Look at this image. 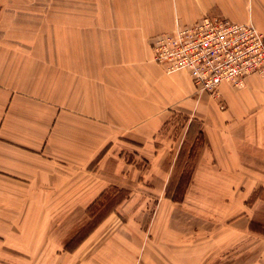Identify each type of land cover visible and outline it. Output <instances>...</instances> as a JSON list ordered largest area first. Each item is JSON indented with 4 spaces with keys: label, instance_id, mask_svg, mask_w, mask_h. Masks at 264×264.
<instances>
[{
    "label": "crops",
    "instance_id": "crops-1",
    "mask_svg": "<svg viewBox=\"0 0 264 264\" xmlns=\"http://www.w3.org/2000/svg\"><path fill=\"white\" fill-rule=\"evenodd\" d=\"M154 2L76 14L53 44L49 73L0 60V264H187L184 224L182 234L156 235L165 223L154 220L146 236L133 219L107 231L108 219L73 250L62 245L97 196L137 178L126 151H140L153 168L164 161L158 135L175 112L199 121L201 162L228 176L264 163V75L223 83L214 97L196 89L188 70L166 72L153 51L159 35L204 18L264 33V0ZM172 200L159 204L164 219L182 205Z\"/></svg>",
    "mask_w": 264,
    "mask_h": 264
},
{
    "label": "rangeland",
    "instance_id": "rangeland-1",
    "mask_svg": "<svg viewBox=\"0 0 264 264\" xmlns=\"http://www.w3.org/2000/svg\"><path fill=\"white\" fill-rule=\"evenodd\" d=\"M154 4V0H0V60L10 59L11 68H25L28 75L49 73L56 58L53 44L57 37H65L62 33L79 12L149 10ZM199 129L192 115L175 112L158 135V145L167 155L154 168L140 151H126L125 160L138 172L137 178L109 186L104 191L107 198L99 203L102 194L97 196L85 220L70 230L64 249L76 248L108 219L107 231L114 230V223L133 219L146 236L153 234L157 220L165 224L155 227L156 235L182 234L185 225L187 264H264V163L241 164L230 176L220 172L216 164L199 160L204 141ZM195 166L199 175L189 184ZM170 197L179 198L182 205L170 207L164 219L159 204L170 203Z\"/></svg>",
    "mask_w": 264,
    "mask_h": 264
},
{
    "label": "built area",
    "instance_id": "built-area-1",
    "mask_svg": "<svg viewBox=\"0 0 264 264\" xmlns=\"http://www.w3.org/2000/svg\"><path fill=\"white\" fill-rule=\"evenodd\" d=\"M153 51L166 72L188 70L198 90L214 97L223 83L238 87L251 74L264 75V33L252 23L204 18L159 35Z\"/></svg>",
    "mask_w": 264,
    "mask_h": 264
},
{
    "label": "trees",
    "instance_id": "trees-1",
    "mask_svg": "<svg viewBox=\"0 0 264 264\" xmlns=\"http://www.w3.org/2000/svg\"><path fill=\"white\" fill-rule=\"evenodd\" d=\"M107 194H108V191H106V192H104V193H102V195L100 196V199H98V201H96L97 203H99V202H101L105 197L107 198ZM174 200H179V198H176V197H174ZM109 201V200H108ZM180 201V200H179ZM108 210H110V208H108ZM88 235H86V237H87ZM85 237V238H86ZM71 250V249H70Z\"/></svg>",
    "mask_w": 264,
    "mask_h": 264
}]
</instances>
